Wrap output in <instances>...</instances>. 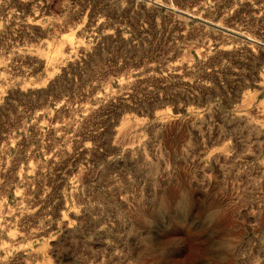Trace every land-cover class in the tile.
<instances>
[{"label":"rangeland","instance_id":"rangeland-1","mask_svg":"<svg viewBox=\"0 0 264 264\" xmlns=\"http://www.w3.org/2000/svg\"><path fill=\"white\" fill-rule=\"evenodd\" d=\"M0 264H264V0H0Z\"/></svg>","mask_w":264,"mask_h":264}]
</instances>
